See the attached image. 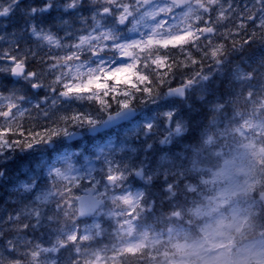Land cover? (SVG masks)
I'll return each instance as SVG.
<instances>
[{"label": "snow or ice", "instance_id": "1", "mask_svg": "<svg viewBox=\"0 0 264 264\" xmlns=\"http://www.w3.org/2000/svg\"><path fill=\"white\" fill-rule=\"evenodd\" d=\"M213 132L264 147V0H0V264H138Z\"/></svg>", "mask_w": 264, "mask_h": 264}, {"label": "rangeland", "instance_id": "2", "mask_svg": "<svg viewBox=\"0 0 264 264\" xmlns=\"http://www.w3.org/2000/svg\"><path fill=\"white\" fill-rule=\"evenodd\" d=\"M211 135L188 165L195 193L165 201L141 221L142 254H128L138 264H264V224L253 211L263 206L254 193L264 188V147Z\"/></svg>", "mask_w": 264, "mask_h": 264}, {"label": "flooded vegetation", "instance_id": "3", "mask_svg": "<svg viewBox=\"0 0 264 264\" xmlns=\"http://www.w3.org/2000/svg\"><path fill=\"white\" fill-rule=\"evenodd\" d=\"M213 133L216 134V132H213ZM194 145L190 147L189 151L186 154L185 160L183 162V172H184V175L186 177V182H185L184 185L181 186L180 189L177 190V194L175 196V197L182 196L183 200L185 199V194L188 193L187 186H186L187 181H188V173H189V167H188V165L191 162V158H192L193 153H196L194 151H197L194 148H198V147H194ZM191 177L194 179V176H191ZM200 189H202V187H200Z\"/></svg>", "mask_w": 264, "mask_h": 264}, {"label": "water", "instance_id": "4", "mask_svg": "<svg viewBox=\"0 0 264 264\" xmlns=\"http://www.w3.org/2000/svg\"><path fill=\"white\" fill-rule=\"evenodd\" d=\"M260 197L264 200V192L261 193Z\"/></svg>", "mask_w": 264, "mask_h": 264}, {"label": "trees", "instance_id": "5", "mask_svg": "<svg viewBox=\"0 0 264 264\" xmlns=\"http://www.w3.org/2000/svg\"><path fill=\"white\" fill-rule=\"evenodd\" d=\"M68 255V254H67ZM67 255H65V256H67Z\"/></svg>", "mask_w": 264, "mask_h": 264}]
</instances>
